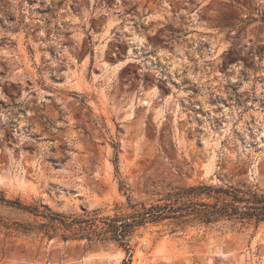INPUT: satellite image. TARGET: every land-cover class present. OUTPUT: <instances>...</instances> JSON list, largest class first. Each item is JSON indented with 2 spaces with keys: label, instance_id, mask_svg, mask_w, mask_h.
I'll use <instances>...</instances> for the list:
<instances>
[{
  "label": "rangeland",
  "instance_id": "1",
  "mask_svg": "<svg viewBox=\"0 0 264 264\" xmlns=\"http://www.w3.org/2000/svg\"><path fill=\"white\" fill-rule=\"evenodd\" d=\"M200 183L264 192V0H0V197L45 213L0 203V264H264L263 223L150 224L130 260L38 229Z\"/></svg>",
  "mask_w": 264,
  "mask_h": 264
},
{
  "label": "trees",
  "instance_id": "2",
  "mask_svg": "<svg viewBox=\"0 0 264 264\" xmlns=\"http://www.w3.org/2000/svg\"><path fill=\"white\" fill-rule=\"evenodd\" d=\"M112 148L113 164L118 173V147L113 144ZM119 190L126 195L124 186L120 185ZM126 202L132 212L125 216L98 217V210L83 217L48 213L49 224H42L38 229L48 238L53 236L52 232L56 234L57 229H60L62 240H84L89 243L112 241L124 249L130 260L131 237L137 229L150 224L170 222L179 227L191 223L210 225L221 221L255 227L264 224V192L250 188L200 183L168 192L164 198L149 206L132 203L128 196ZM0 203L38 215L45 214L16 200L0 197Z\"/></svg>",
  "mask_w": 264,
  "mask_h": 264
},
{
  "label": "bare ground",
  "instance_id": "3",
  "mask_svg": "<svg viewBox=\"0 0 264 264\" xmlns=\"http://www.w3.org/2000/svg\"><path fill=\"white\" fill-rule=\"evenodd\" d=\"M113 256V255H112ZM123 256V252L121 251V250H117V252H116V254H114V258H116V260H115V263H116V261L119 259V258H121ZM110 258H112V257H110ZM117 263H118V261H117ZM116 263V264H117Z\"/></svg>",
  "mask_w": 264,
  "mask_h": 264
}]
</instances>
